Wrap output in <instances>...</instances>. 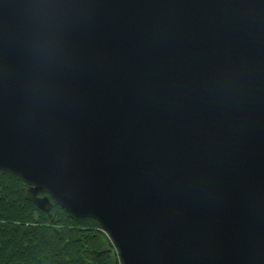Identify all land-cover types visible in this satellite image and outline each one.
<instances>
[{
    "label": "water",
    "instance_id": "95a60500",
    "mask_svg": "<svg viewBox=\"0 0 264 264\" xmlns=\"http://www.w3.org/2000/svg\"><path fill=\"white\" fill-rule=\"evenodd\" d=\"M2 170L121 264H264V0H0Z\"/></svg>",
    "mask_w": 264,
    "mask_h": 264
},
{
    "label": "trees",
    "instance_id": "16d2710c",
    "mask_svg": "<svg viewBox=\"0 0 264 264\" xmlns=\"http://www.w3.org/2000/svg\"><path fill=\"white\" fill-rule=\"evenodd\" d=\"M26 185L0 171V264H121L96 220L77 218L51 199V213L26 199Z\"/></svg>",
    "mask_w": 264,
    "mask_h": 264
}]
</instances>
